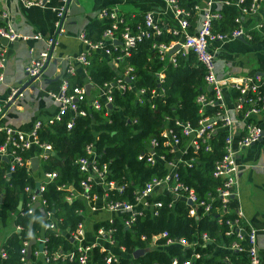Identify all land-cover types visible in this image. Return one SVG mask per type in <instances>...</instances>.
<instances>
[{"label":"built area","instance_id":"2783aa9c","mask_svg":"<svg viewBox=\"0 0 264 264\" xmlns=\"http://www.w3.org/2000/svg\"><path fill=\"white\" fill-rule=\"evenodd\" d=\"M2 1V0H0ZM24 7L49 5L54 12L53 25L56 33L64 32L63 21L68 14V3L70 0H19ZM164 3L165 9L158 12L149 9L144 12L142 23L136 26L128 22L126 14L118 9L109 6H103L97 13L98 18H108L110 25L103 31L101 38L94 41L87 37L85 28L78 33V38L84 44V50L77 55L68 57V65L64 73L76 74L75 63H80L86 70L89 64L87 55L91 51H101L107 56H111L114 50L119 49L121 54L111 56V64L115 67L119 65L120 59L130 53L137 42L144 37L159 35L164 31L174 36L169 42L154 43L160 52V60L165 62L177 63L178 55L192 53L196 60L204 67L205 88L210 87L211 95L200 93L196 97L199 104L198 125L194 128L184 125L183 132L187 135L184 144L180 138L170 128H165L162 132L164 144L173 153L170 160H166L165 154L158 152L155 148L157 144L155 139L145 147L139 157H145L147 161L155 163L162 162L166 165L167 172L162 177H153L145 183L142 188L135 190L134 202L127 200H112L108 198L109 190L122 189V185L114 180H106L108 173L107 163H98L99 155L94 146L90 143L86 146V156L80 157L77 162L85 177L81 179L79 185L81 190H77L73 185H67L70 193L66 200L71 202L74 198H80L83 208L80 209L82 220L77 224L73 231H67V236L72 244L70 249H59L55 252V257H68L73 259L77 254L79 264H91V253L95 247L105 252L103 256L106 264H122V258H127L124 264H134L135 256L126 251L125 246L116 245L114 233L117 230L116 219L119 224L128 228L136 217L143 211L149 210L153 215H157L159 209L164 206V201L158 198L161 195L170 196L168 207H172L177 201H183L186 205L188 216L199 219L202 215H208L219 224H225V235L235 234V239L230 244L215 242V239L207 231L200 232L198 237L193 236L190 240L185 237L173 238L167 231H161L151 236L147 241L148 248L166 249L172 245L178 246L182 251L189 248L191 253L188 258L178 262L176 257L172 258V264H194L195 260L201 257V253L195 249L196 245L205 247L213 245L211 252L222 250L224 253L221 259L232 264L230 254L233 253L237 258L246 261V264H262V257L259 251L258 229L253 227L245 218L242 208L237 201V206H229L231 198L237 200L238 193V163L237 157L241 149L250 146L261 138L262 127L255 121L254 116L264 109V91L260 86L264 85V74H245V75H218L216 72L215 54L211 48L213 41H230L237 37H245L252 40L254 32L264 35V0H197L191 7H186L181 0H160ZM220 5V8H217ZM223 7H230L236 10L234 21L237 26L228 32H220L215 27V22L222 18L221 10ZM169 13L170 22L164 20V15ZM251 16L253 24L246 26L244 17ZM0 36L6 37L8 42L15 39H34L41 40L44 44L38 53L31 57L25 65V71L28 76L40 75L46 61L51 56L54 46L57 43L55 35H42L40 32L33 34H23L14 29L6 11L0 10ZM6 20V21H5ZM33 52V47L29 48ZM6 65V46L0 42V82L4 80V70ZM131 68L127 66L122 73L113 81H107L103 84H96L88 77V83L96 86L98 91L91 97L87 94L82 85H71L69 80L63 75L60 83L55 90H48L47 94L57 103L58 112L46 119L35 120L33 128L29 132L14 129L10 126L0 125V130L5 132V140L0 144V158L8 159V171L15 169V165H26L27 171H31V162L28 157L24 158L19 152L38 148L40 157L45 158L48 153L53 152L52 146L38 139V129L42 124L51 123L55 119H60V113L69 110L71 116L85 115L88 110L85 104L99 109L103 104L110 106L112 103V90L114 87L120 90L133 89L134 76L131 74ZM157 80L162 82L164 73L157 71ZM128 79V80H127ZM208 90V89H207ZM156 89L152 90L155 93ZM227 91L236 92L234 101V110L239 111L243 121V127H235L236 119L231 116L227 109L226 95ZM16 93L17 97L22 96L19 92V86H11L3 100L0 99V115L3 113L4 105ZM139 94H145L144 89L138 91ZM141 99V97L139 98ZM211 111V112H207ZM72 124V119L67 122V127ZM236 129V130H235ZM225 132L222 147V155L218 158L213 167V175L218 177L220 182L214 191H210L205 197L198 196L192 186H189L180 179L179 168L190 165L195 157H186L185 155L192 149L195 154L198 150L205 151L211 149L212 139L217 131ZM31 171V172H30ZM56 177L55 171H44L36 176V186L29 185L25 187L27 192H31L28 202V212L32 213L34 208L42 207L44 209L43 228L52 229L61 233L58 226V218L53 211L45 209L46 200L42 197V191L48 182ZM62 185L61 187H64ZM38 187V193L36 192ZM1 195V193H0ZM1 197V196H0ZM39 204L34 207V204ZM227 211H234L235 216L228 218L225 216ZM97 212H103L105 215L93 221H89L90 215ZM228 225V229H227ZM22 226L15 224L14 230L19 231ZM264 232V228H262ZM146 240V236L142 235ZM163 239V240H162ZM46 237L40 233L35 236V242L39 248L34 254L41 264H54L47 255V250L43 248ZM29 241L23 242L21 249V263L27 264V248ZM144 247L143 249L146 250ZM145 252V251H144ZM209 253H205L208 256ZM0 256L4 257V251L0 249ZM157 264V263H154Z\"/></svg>","mask_w":264,"mask_h":264},{"label":"trees","instance_id":"16d2710c","mask_svg":"<svg viewBox=\"0 0 264 264\" xmlns=\"http://www.w3.org/2000/svg\"><path fill=\"white\" fill-rule=\"evenodd\" d=\"M197 0H181L186 7H191ZM222 18L215 22V27L220 32H228L237 26L234 21L236 10L223 7ZM144 13L128 15V22L136 26L142 23ZM108 18H94L85 25L88 38L96 41L101 38L103 31L110 25ZM0 24L2 21L0 20ZM254 32V40H257ZM174 36L165 31L159 35L144 37L131 48L130 53L120 59L119 65L111 64V56L121 54L119 49L113 51L111 56L101 51H91L87 55L89 64L86 72L89 79L96 84L113 81L122 71L129 66L134 76L133 89L120 90L116 87L112 90L111 106L102 105L99 109L85 104L88 112L85 115L71 116L69 110L60 113V119L51 123L42 124L38 129V139L52 146V151L41 159L40 168L33 174L27 171L26 165H15V169L8 171V161L0 158V230L2 227L22 226L19 231L13 230L8 236L0 240V249L4 251V257L0 256V264L21 263V249L23 242L30 240V231L34 236L40 233L46 237L43 248L54 264H79L77 254L73 259L68 257H55L59 249L66 250L72 247L67 236L82 220L80 209L83 203L80 198H74L71 202L66 200L70 193L67 185H73L81 190L80 181L85 177V172L79 167L77 160L86 156V146L92 144L99 155L97 161L101 165L107 163L108 173L106 180H114L122 189L109 190L108 198L112 200H127L134 202L135 190L142 188L153 177H162L167 172L166 165L160 161L151 163L145 157H139L145 147L155 139V148L165 154L166 160L174 155L164 144L162 132L170 128L180 138L182 144L187 140L183 132L184 125L194 128L198 125L199 104L196 97L200 93L211 95L212 92L205 88L204 67L196 60L192 53L178 55L177 63H167L160 60V52L154 43H166ZM253 40V41H254ZM250 42V41H249ZM162 70L164 79L157 80V71ZM71 85H82L83 79L77 74L64 73ZM140 89L145 94H139ZM156 89L155 93L152 90ZM264 91V85L260 86ZM141 97V99H139ZM211 112V111H207ZM72 119V124L67 127V122ZM225 132L219 130L212 139L211 149H200L195 152L190 150L186 157L194 156L190 165L179 168V176L189 186H192L199 197L203 198L210 191H214L220 180L213 175L215 161L222 155ZM5 140L4 130H0V144ZM24 158H31L29 150L19 152ZM44 171H55L56 177L45 186L42 197L46 200L45 209H50L58 218V226L61 233L49 228H43L44 218L39 208L28 212V202L31 192L25 187L36 186V176ZM65 185L64 187H61ZM158 198L164 201V206L159 209L157 215L145 210L138 215L131 226L125 228L116 219L117 230L114 233L116 245H123L128 253L137 248H146L147 241L153 234L167 231L173 238L185 237L190 240L198 237L200 232L207 231L218 243L230 244L235 239V234L225 235V224H219L202 215L194 219L187 215L186 204L177 201L172 207H168L170 196L161 195ZM237 200L231 198L229 206H237ZM234 211H227L228 218L235 216ZM228 229V225H227ZM146 236V240L142 239ZM163 240V239H162ZM34 242L30 247V257L26 262L41 264L34 254L39 248ZM195 249L201 253L194 264H229L221 257L222 250L213 252V245L205 247L196 245ZM191 249L182 251L178 246L172 245L165 249L146 248L145 252L133 259L134 264H172V258L178 262L188 258ZM205 253H209L205 256ZM230 254L232 264H246L243 259ZM105 252L95 247L91 253V264H106L103 256ZM127 258H122L124 264Z\"/></svg>","mask_w":264,"mask_h":264},{"label":"crops","instance_id":"0c3cea01","mask_svg":"<svg viewBox=\"0 0 264 264\" xmlns=\"http://www.w3.org/2000/svg\"><path fill=\"white\" fill-rule=\"evenodd\" d=\"M52 2L55 4L57 0ZM103 6L114 7L126 15L144 13L149 9L158 12L165 9L164 3L160 0H70L68 14L63 21L64 32L59 34L54 29V12L49 5L24 7L19 0L0 1V10L7 12L9 21L16 31L29 35L40 32L42 35H55L57 38L48 63L43 67L38 78L31 83L28 81L30 76L25 71V65L43 48V42L34 39H15L5 44V76L0 82V99L5 98L11 86H19L22 96L17 97L11 104L5 103L3 113L0 115V125L29 132L35 120H46L58 112V103L47 94V91L58 87L68 65V57L84 50V44L78 38V33L88 22L97 17L99 9ZM220 7L217 5V8ZM164 17L165 21H171L172 17L169 13ZM253 20L251 16L244 17L246 26H251ZM240 37L225 42H212L217 74H264V35L256 34L257 40H254L255 36L252 40ZM30 47H33V52L29 51ZM75 71L83 79L84 84L88 83V75L82 64L75 63ZM97 91L96 86L90 87L89 97L95 95ZM235 95L236 92L227 91L226 105L230 115L236 119L235 127L242 128L244 120L239 111L234 110ZM254 119L262 127V134L259 141L241 149L237 157L239 165L237 201L245 218L259 231V251L264 264V232L262 231L264 228V109L255 115ZM29 152L31 158L38 157L36 169L38 170L42 159L39 155L40 150L31 148ZM31 171L35 170L31 169ZM104 215L103 212L93 213L89 221ZM13 230L12 224L2 227L0 240ZM27 264H30L29 261Z\"/></svg>","mask_w":264,"mask_h":264},{"label":"water","instance_id":"95a60500","mask_svg":"<svg viewBox=\"0 0 264 264\" xmlns=\"http://www.w3.org/2000/svg\"><path fill=\"white\" fill-rule=\"evenodd\" d=\"M241 39H242V37H240ZM0 42L1 43H3V44H7L8 43V40H7V38L6 37H3V36H0ZM48 61H49V59L46 61V63H45V65L48 63ZM45 65H44V67H45ZM38 76L39 75H37V76H31L30 78H29V83H31V82H34L37 78H38ZM128 80V79H127ZM28 83V84H29ZM90 87H92V83H86L85 85H84V88H85V91H86V93L88 94L89 93V89H90ZM207 89L209 90L210 89V87H207ZM19 92H21V88H19ZM17 94L18 93H16L9 101H8V103L9 104H11L16 98H17ZM111 106V105H110ZM3 159H5V160H7V158L6 157H3ZM38 157H32L31 159H30V162H31V169L32 170H36L37 168H38ZM36 192L38 193V187H36ZM39 203L38 202H36L35 204H34V207H36L37 205H38ZM39 209H40V211L42 212V215H44V209L42 208V207H39ZM35 242V236L33 235V233L30 231V240H29V244H28V248H27V253H26V257L27 258H29L30 257V247H31V244H33ZM144 249L143 248H137V249H135L134 250V252H133V255L135 256V257H138V256H140L141 254H143L144 253Z\"/></svg>","mask_w":264,"mask_h":264}]
</instances>
